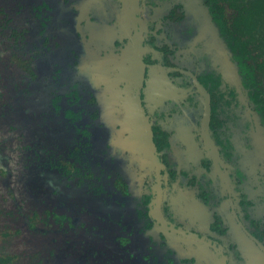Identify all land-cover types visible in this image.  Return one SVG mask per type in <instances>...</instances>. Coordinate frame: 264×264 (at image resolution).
<instances>
[{
	"label": "flooded vegetation",
	"instance_id": "obj_1",
	"mask_svg": "<svg viewBox=\"0 0 264 264\" xmlns=\"http://www.w3.org/2000/svg\"><path fill=\"white\" fill-rule=\"evenodd\" d=\"M198 6L0 0L6 264H264V89L210 67Z\"/></svg>",
	"mask_w": 264,
	"mask_h": 264
},
{
	"label": "trees",
	"instance_id": "obj_2",
	"mask_svg": "<svg viewBox=\"0 0 264 264\" xmlns=\"http://www.w3.org/2000/svg\"><path fill=\"white\" fill-rule=\"evenodd\" d=\"M239 74L264 89V0H203ZM243 82V79L242 81ZM255 95V94H254ZM264 104V98L261 99ZM264 110V106L262 105ZM0 264H6L0 256Z\"/></svg>",
	"mask_w": 264,
	"mask_h": 264
},
{
	"label": "rangeland",
	"instance_id": "obj_3",
	"mask_svg": "<svg viewBox=\"0 0 264 264\" xmlns=\"http://www.w3.org/2000/svg\"><path fill=\"white\" fill-rule=\"evenodd\" d=\"M192 9H194V8L192 7ZM76 22H78V21L76 20ZM198 23H201V21H198ZM208 42H209V40H206V43H208ZM200 45H202V42L200 43ZM210 46L211 45L204 44L203 49L202 50H198V51H203L204 47H210ZM215 46H216V44L214 43V47ZM205 53H207L209 58L211 59L212 64H211L210 67L214 68V65L218 64V66H216L215 70L221 74L223 80L225 82L229 83V84L234 83L235 81L233 79V67H232V65H230L228 63L226 57L222 56L221 57L222 59L216 58L215 50H213L211 55L208 52H205ZM95 54H97V53H95ZM221 54L224 55L223 53H221ZM126 56H127V54L125 55V57ZM124 60L127 61V57L124 58ZM126 64L127 63H125L124 65H126ZM128 64H129V62H128ZM88 66H89V57H87V55L85 56V54H84L82 56L81 63H79V67H80V69L81 68L82 69H86ZM113 66H116V65L113 63ZM118 66H120V64ZM129 71H130V69L128 67L123 71V75H125L124 78H123L124 84H123V87H121L123 90H122V93H119L120 97H122L123 99H127L128 103L126 105H123V107L128 109V113L126 112V113L123 114L121 112L122 108L117 106L116 109H114L112 111L111 115H115V116H118V117L113 118V121H110L112 123H115V122L119 121V118L122 115H128V116L133 115L132 106L130 104V92L132 91V82L133 81H132V77H131V74L129 73ZM107 86L108 85H106L105 87H103L102 90L99 91L102 94V96L100 98L101 99L103 98V92L105 90V95H107V99L111 100V98L113 96V93L116 92V91H119V89H110ZM103 99H104V102L107 101L105 99V97ZM105 104H106V102H105ZM110 119H112V118H110ZM122 125H123L122 129L125 130L126 126H130L131 125V121H126ZM122 125H120V126H122ZM141 128L138 127L136 122L134 123V129H133L134 131H141L140 130ZM120 129L121 128H119L118 130H120Z\"/></svg>",
	"mask_w": 264,
	"mask_h": 264
},
{
	"label": "water",
	"instance_id": "obj_4",
	"mask_svg": "<svg viewBox=\"0 0 264 264\" xmlns=\"http://www.w3.org/2000/svg\"><path fill=\"white\" fill-rule=\"evenodd\" d=\"M201 4V7L198 6L196 9V12H201L200 15L196 16L198 21L202 20V23H199V31H197V42L201 43L202 42V49L204 44L211 45L210 47H204V52L212 54L213 50H215L216 58L222 59V56H225L228 63L230 62L233 64L231 61H229L230 54L228 50L226 49L224 43L222 42L218 31L216 27L213 25L211 22L210 15L208 14L207 8L202 5L203 0H197ZM211 35V36H210ZM206 40H209L208 43H206ZM214 43L216 46L214 47ZM223 53L224 55H222ZM218 64H215L214 67L216 68Z\"/></svg>",
	"mask_w": 264,
	"mask_h": 264
}]
</instances>
